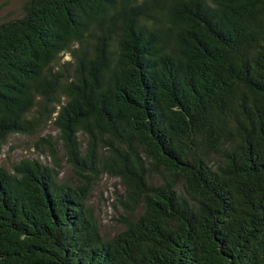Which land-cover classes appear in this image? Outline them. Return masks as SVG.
Listing matches in <instances>:
<instances>
[{
    "label": "trees",
    "instance_id": "obj_1",
    "mask_svg": "<svg viewBox=\"0 0 264 264\" xmlns=\"http://www.w3.org/2000/svg\"><path fill=\"white\" fill-rule=\"evenodd\" d=\"M44 121L72 177L0 165V264H264V0H24L0 19V152ZM99 173L127 193L111 237Z\"/></svg>",
    "mask_w": 264,
    "mask_h": 264
},
{
    "label": "rangeland",
    "instance_id": "obj_2",
    "mask_svg": "<svg viewBox=\"0 0 264 264\" xmlns=\"http://www.w3.org/2000/svg\"><path fill=\"white\" fill-rule=\"evenodd\" d=\"M24 0H0V19L18 12ZM68 55L62 62H68ZM40 123L31 134L12 135L0 152V165L11 170L13 164L21 159L37 160L39 163L54 169L57 180L72 177V169L67 161L60 133L51 124ZM127 193L120 179L109 174H96L88 197L89 209L102 235L113 236L119 230L122 216H125L124 201Z\"/></svg>",
    "mask_w": 264,
    "mask_h": 264
}]
</instances>
